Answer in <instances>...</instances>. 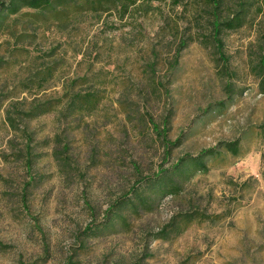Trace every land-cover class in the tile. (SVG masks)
Wrapping results in <instances>:
<instances>
[{"label":"rangeland","instance_id":"obj_1","mask_svg":"<svg viewBox=\"0 0 264 264\" xmlns=\"http://www.w3.org/2000/svg\"><path fill=\"white\" fill-rule=\"evenodd\" d=\"M184 11L160 0L122 20L112 11H88L65 25L23 18L0 34V264H132L145 254L151 258L144 264H264V93L253 71L264 26L253 16L224 35L222 62L206 24ZM182 42L187 48L173 68ZM150 64L159 84L153 94L144 88ZM49 69L50 78L39 74ZM81 78L76 90L101 99L95 114L51 113L27 123L26 133L8 128L9 101L54 99ZM121 102L159 124L172 111L168 139L184 138L164 167L186 154L218 155L179 198L128 215V229L117 227L122 233L86 238L85 228L103 222L109 205L135 183L132 163L143 177L164 163L147 119L146 127L129 122ZM235 141L238 156L223 150ZM196 212L221 218L193 222L168 242L153 240L173 215Z\"/></svg>","mask_w":264,"mask_h":264},{"label":"trees","instance_id":"obj_2","mask_svg":"<svg viewBox=\"0 0 264 264\" xmlns=\"http://www.w3.org/2000/svg\"><path fill=\"white\" fill-rule=\"evenodd\" d=\"M156 1L160 0H0V34L7 33L11 29L15 30L23 18L27 19L23 22L30 25L46 23L65 25L88 11L98 14L112 11L116 12L119 20H122L132 9L135 11L140 5L149 7ZM170 3L174 7H182L190 17H195V22L201 21L206 24L205 27L211 34L213 47L222 62H226L223 55L222 37L224 35L245 28L251 24L253 16L260 17V25L264 26V0H170ZM261 46L262 53L253 71L260 80V86L264 93V44ZM186 48L187 45L182 42L173 57V68L177 65L180 52ZM154 68L153 64L146 67L149 70L147 73H151V77L147 79L144 88L151 94L157 92L159 88L153 74ZM39 74L47 79L53 76L50 69ZM84 81L85 78L71 81L69 86L62 88V94L54 99L52 97L44 100L34 98L28 101L24 98L21 101H9L4 110V120L8 128L12 131L26 133L24 129L27 123L51 113H60L62 116L70 118L92 116L97 111L101 99L95 91L76 90V87L83 85ZM33 82L32 78L26 80V83L34 84ZM41 82L35 87L38 91L44 89V82L47 80L43 79ZM120 107L129 122L134 120L138 126L146 127L147 119L150 134L161 143L164 151V163L158 165L156 172L149 177H143L140 166L132 163L135 183L109 205L105 211L103 222L98 224L94 222L85 228L83 235L86 238H97L104 233L106 235L122 233L117 227L128 229V215L139 217L142 214L152 213L166 198L173 200L179 198L185 184L196 175L207 173L209 160L218 155L216 149L204 150L196 156L186 154L164 167L172 150L179 147L184 138V135L181 134L174 141L168 139V124L172 111L169 110L159 124L153 120L149 112L144 111L143 114L140 110H132L127 102H121ZM53 142L55 145L62 144L59 136H55ZM240 148L239 142L235 141L225 144L223 150L232 156H238ZM54 157L60 166H67V159L63 157L61 151H54ZM23 200L25 201V199ZM220 218L219 215L211 216L200 212L177 213L159 232L153 235V240L168 242L178 237L193 222H214ZM150 258V255L145 254L142 260H136L132 264H144V260ZM45 261L46 258L43 262Z\"/></svg>","mask_w":264,"mask_h":264}]
</instances>
